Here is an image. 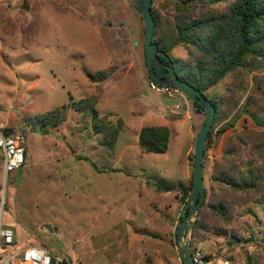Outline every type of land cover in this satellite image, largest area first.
<instances>
[{"label":"rangeland","instance_id":"rangeland-1","mask_svg":"<svg viewBox=\"0 0 264 264\" xmlns=\"http://www.w3.org/2000/svg\"><path fill=\"white\" fill-rule=\"evenodd\" d=\"M151 5L156 39L173 60L192 63L197 51L175 43L171 32L175 0ZM228 5H195L188 13H221ZM143 34L137 0H0V125L26 136L20 168L5 172L0 151V226L15 225L18 239L8 253L37 245L53 264H183L174 236L181 192L158 206L160 194L148 183L183 180L189 122L181 129L174 122L178 135L163 153L143 151L137 134L192 101L151 88ZM99 71L106 78L91 80ZM213 86L207 95L217 105L216 123L205 143V197L190 244L229 264H264V58L250 57ZM86 96L96 98L100 116L122 121L113 149L74 108ZM46 112V120L37 118ZM202 123L185 138L191 174Z\"/></svg>","mask_w":264,"mask_h":264},{"label":"trees","instance_id":"trees-1","mask_svg":"<svg viewBox=\"0 0 264 264\" xmlns=\"http://www.w3.org/2000/svg\"><path fill=\"white\" fill-rule=\"evenodd\" d=\"M217 2H228V9L221 13L208 12L198 16H190L188 13V9L195 5L204 7L206 4ZM175 10L179 12L175 16L171 32L174 35L175 43L189 45L197 51L195 56L192 55V63L173 60L166 46L156 39L159 16L151 5L154 19L152 42L157 45L158 49L170 56L177 76L189 82L206 97L208 96L205 91L209 87L216 84L234 68L244 66L250 57L264 58V0H175ZM89 76L91 80L96 81L105 79L107 75L106 72L99 71ZM96 102L95 97L86 96L74 101L73 106L90 117L93 130L102 132L104 136L103 144L108 149H113L122 121L113 124L108 121L107 116H100L95 108ZM211 102L215 107V116L207 134L206 144L216 123L217 105L213 100ZM192 104L199 112H202L199 105L194 102ZM50 112L41 113L37 115V118L46 120ZM169 136L170 130L166 125H144L138 132L137 142L145 152L163 153L168 148ZM206 146H204V155ZM252 183L253 181H251ZM148 184L154 186L157 191L176 190L181 192L185 203L192 186V174L188 185H184L182 182L167 183L164 181ZM218 208L219 216L223 218V208L221 205ZM179 219H181V215ZM197 230L198 224L195 221L192 238L196 237Z\"/></svg>","mask_w":264,"mask_h":264},{"label":"water","instance_id":"water-1","mask_svg":"<svg viewBox=\"0 0 264 264\" xmlns=\"http://www.w3.org/2000/svg\"><path fill=\"white\" fill-rule=\"evenodd\" d=\"M152 0H137L138 9L144 21V55L145 64L151 79L157 84L174 85L185 93L188 98L200 106L204 121L194 140V159L192 168V186L189 196L181 208V219L174 229L178 255L183 264H194L191 255L190 236L195 217L201 202L205 197L203 184L204 146L208 131L214 120L215 107L211 100L189 82L180 79L174 69L170 56L158 49L152 42L154 19L151 13ZM164 58L166 63L159 59Z\"/></svg>","mask_w":264,"mask_h":264},{"label":"built area","instance_id":"built-area-1","mask_svg":"<svg viewBox=\"0 0 264 264\" xmlns=\"http://www.w3.org/2000/svg\"><path fill=\"white\" fill-rule=\"evenodd\" d=\"M151 88L164 93L169 98L181 95L182 91L174 85L157 84L150 81ZM180 105L176 104L175 108ZM174 112V110H172ZM26 136L23 129L5 130L0 125V151L3 158V169L5 172L20 168L26 159ZM247 238H251L248 235ZM14 243V232L9 227L0 226V264H14L19 259L24 264H52V253L37 245H26L12 253L9 246ZM251 249V246L248 247ZM191 255L194 264H229L227 257L222 255H210L203 253L200 249L191 247Z\"/></svg>","mask_w":264,"mask_h":264},{"label":"crops","instance_id":"crops-1","mask_svg":"<svg viewBox=\"0 0 264 264\" xmlns=\"http://www.w3.org/2000/svg\"><path fill=\"white\" fill-rule=\"evenodd\" d=\"M213 87L214 86L209 87L205 91V93L207 94V91L210 90V88H213ZM183 102H184V105H185V109L183 111H181L179 113L178 112H172V114H176L177 113V114H180V115L173 116L171 114H168L167 116L169 118L171 117L170 120H166V122L154 123V124H157V125H166L169 128V130H170V136H169V140H170L171 134L175 133L176 136L178 135L177 131L173 127L174 122H176L177 120H180L181 123L179 124V127L181 129V128H183L182 122H185L186 120H188L189 126L185 130V132L183 131L184 134H182L183 135V145H184L185 165H184V168H183V180L179 181V182H182L184 185H188L189 184V181H190V178H191V171L189 169V160H188V157L190 156L189 155L190 149L187 146V142H186V139L185 138H190V136H192L194 134V130H196L197 127L200 125V123L202 121H204V115H203L202 112H199L192 104L191 105L188 104L185 100ZM184 118H187V119H184ZM154 124H148V125H154ZM235 128H237V127L235 126ZM137 139H138V134H137ZM223 142H224V139L220 142V145L221 146L223 145ZM168 146H169V142H168ZM225 156L228 157L227 155H225ZM186 182H188V183H186ZM167 183H177V182H167ZM146 186H147V184H146ZM156 192H158L160 194L158 206H163L164 205V202H165L163 199H165V197L168 198L170 193L177 192V191H175V190H170V191H157L156 190ZM151 204H154V203H151ZM166 205H169V204L167 203ZM7 223H11V221L9 220V221H7ZM14 226L15 225H6V227L11 228L12 230H13V227ZM49 229H51V226L49 227ZM13 232H14V230H13ZM16 240H18L17 239V233L16 234L14 233V242H16Z\"/></svg>","mask_w":264,"mask_h":264},{"label":"flooded vegetation","instance_id":"flooded-vegetation-1","mask_svg":"<svg viewBox=\"0 0 264 264\" xmlns=\"http://www.w3.org/2000/svg\"><path fill=\"white\" fill-rule=\"evenodd\" d=\"M159 59L162 60V61H164L166 63V61L164 60V58H162V57L159 56ZM172 64H173V62H172ZM173 66H174V64H173Z\"/></svg>","mask_w":264,"mask_h":264}]
</instances>
